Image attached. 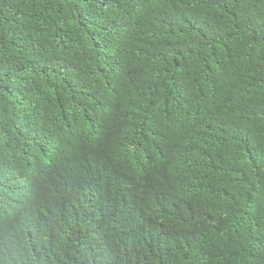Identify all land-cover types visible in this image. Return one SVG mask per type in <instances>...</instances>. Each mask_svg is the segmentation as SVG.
<instances>
[{
    "label": "trees",
    "instance_id": "trees-1",
    "mask_svg": "<svg viewBox=\"0 0 264 264\" xmlns=\"http://www.w3.org/2000/svg\"><path fill=\"white\" fill-rule=\"evenodd\" d=\"M0 264H264V0H0Z\"/></svg>",
    "mask_w": 264,
    "mask_h": 264
}]
</instances>
